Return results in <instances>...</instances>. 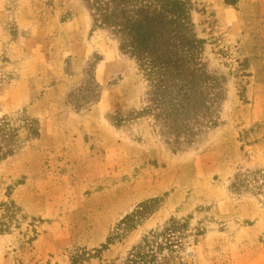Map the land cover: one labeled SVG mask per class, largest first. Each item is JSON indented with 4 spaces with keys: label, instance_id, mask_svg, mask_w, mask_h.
<instances>
[{
    "label": "rangeland",
    "instance_id": "obj_1",
    "mask_svg": "<svg viewBox=\"0 0 264 264\" xmlns=\"http://www.w3.org/2000/svg\"><path fill=\"white\" fill-rule=\"evenodd\" d=\"M92 1L0 0V120L19 131L0 161V264H120L170 220L183 264H264V0H178L189 98L153 91Z\"/></svg>",
    "mask_w": 264,
    "mask_h": 264
},
{
    "label": "trees",
    "instance_id": "obj_2",
    "mask_svg": "<svg viewBox=\"0 0 264 264\" xmlns=\"http://www.w3.org/2000/svg\"><path fill=\"white\" fill-rule=\"evenodd\" d=\"M91 13L95 23L119 38L121 48L136 61L153 91L189 98L190 85L196 80L198 50L180 1L93 0ZM23 124L28 138L39 136L37 121L25 118ZM18 135L6 118L0 120V161L15 153ZM154 202L126 217L109 237V244L127 238L143 211ZM185 232L184 223L170 220L159 232L150 233L131 247L120 264H183L179 251Z\"/></svg>",
    "mask_w": 264,
    "mask_h": 264
},
{
    "label": "crops",
    "instance_id": "obj_3",
    "mask_svg": "<svg viewBox=\"0 0 264 264\" xmlns=\"http://www.w3.org/2000/svg\"><path fill=\"white\" fill-rule=\"evenodd\" d=\"M9 16H11L10 14L3 16L4 21H6ZM13 16V21H16L15 23V27L16 25H18L19 27H21V29H26V30H31L32 34L34 35L36 33V27L33 23V21H23L21 19H18L15 15ZM1 23H4L3 21H1ZM9 24L8 22L5 23V26ZM34 39V36L30 38V41H32ZM262 163H264V151H262L261 153L254 155L253 158L250 161V164L255 166H260L262 165Z\"/></svg>",
    "mask_w": 264,
    "mask_h": 264
}]
</instances>
